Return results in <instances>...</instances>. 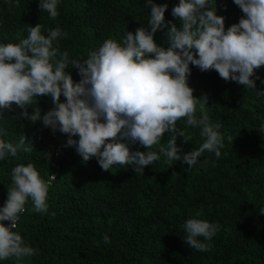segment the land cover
Segmentation results:
<instances>
[{"label":"trees","instance_id":"trees-1","mask_svg":"<svg viewBox=\"0 0 264 264\" xmlns=\"http://www.w3.org/2000/svg\"><path fill=\"white\" fill-rule=\"evenodd\" d=\"M154 2L167 3L165 20L177 22L171 8L178 0ZM216 6L226 28L243 15L233 0H216ZM58 11L50 18L40 11L38 0H0V42L26 38L27 29L37 23L42 31L59 25L68 34L59 39L61 50L70 58H87L106 39H121L126 31L134 34L146 26L149 13L145 0H60ZM166 32L158 30L154 37L165 47ZM190 67L193 95L207 97L210 122H220L224 136L220 158L206 151L193 167L161 155L143 173L119 164L102 170L95 158L84 162L74 147H64L67 134L53 133L39 120L30 123L15 105V111L5 112L0 138L16 141L25 134L35 148L0 161V206L17 164L33 163L44 179L56 177L49 188L48 213L35 212L29 202L20 214L15 230L37 254L19 264H264V214L259 213L264 207V94L257 91H264V84L256 80L257 90L246 89L214 69ZM66 71L74 81L80 79L74 67ZM256 74L264 78V66ZM37 105L42 114L52 107L43 95L31 107ZM27 111L30 115L32 109ZM177 127L191 135L187 143L177 137L183 152L200 145L198 128L186 126L183 118ZM167 137L165 133L162 143ZM132 147L144 150L139 144ZM193 216L221 225L209 251L190 248L183 240L181 225ZM104 235L110 244L103 242ZM0 264L18 262L9 258Z\"/></svg>","mask_w":264,"mask_h":264},{"label":"clouds","instance_id":"clouds-1","mask_svg":"<svg viewBox=\"0 0 264 264\" xmlns=\"http://www.w3.org/2000/svg\"><path fill=\"white\" fill-rule=\"evenodd\" d=\"M59 3L38 0V7L56 18ZM233 3L243 15L226 28L225 16L217 15L216 0H178L171 8L176 23L165 20L167 3L145 0L147 25L134 34L126 31L121 39H106L87 58H70L67 50H61L59 39L68 34L59 25L42 31L37 23L27 29L26 38L0 42V137L5 134V112L15 111V105L30 123L39 120L53 133L67 134L64 147H74L84 162L95 158L102 170L119 164L143 173L161 155L188 167L197 165L206 151L220 158L222 124L210 122L207 97H195L188 80L192 65L201 71L214 69L225 81L246 89L257 90L256 80L264 84V78L256 74L264 66V0ZM165 28L167 47L154 39ZM70 65L77 70L78 81L66 71ZM41 95L52 104L43 114L38 105L31 107ZM181 118L186 126L198 128L202 138L197 148L186 153L177 144L178 136L185 143L191 140L185 129L177 127ZM260 127L264 129V123ZM165 133L167 141L162 143ZM136 144L144 150L133 149ZM34 148L25 134L16 141L0 138V161L19 158ZM10 178L7 198L0 206V261L15 258L19 264L37 254L15 230L20 214L29 202L35 212L48 213L49 188L56 177L51 174L44 179L33 163H21L11 169ZM259 213L264 214V207ZM181 227L186 244L206 252L221 225L193 216ZM103 242L111 243L108 235Z\"/></svg>","mask_w":264,"mask_h":264}]
</instances>
